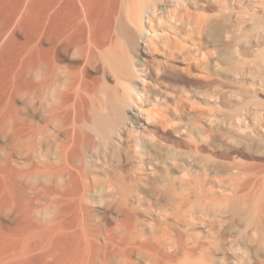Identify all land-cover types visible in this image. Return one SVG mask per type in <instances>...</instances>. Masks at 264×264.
Returning a JSON list of instances; mask_svg holds the SVG:
<instances>
[{
    "label": "rangeland",
    "instance_id": "obj_1",
    "mask_svg": "<svg viewBox=\"0 0 264 264\" xmlns=\"http://www.w3.org/2000/svg\"><path fill=\"white\" fill-rule=\"evenodd\" d=\"M26 2L0 0V264H264V0L171 3L157 21L189 45L148 55L128 19L141 0ZM135 55L139 127L117 122ZM74 81L99 102L62 107Z\"/></svg>",
    "mask_w": 264,
    "mask_h": 264
},
{
    "label": "bare ground",
    "instance_id": "obj_2",
    "mask_svg": "<svg viewBox=\"0 0 264 264\" xmlns=\"http://www.w3.org/2000/svg\"><path fill=\"white\" fill-rule=\"evenodd\" d=\"M165 1L167 5L163 7H159L156 4V0H152V1L141 0L140 4L128 16L129 23L132 25L134 30L137 32L138 36L143 40L142 44L145 48L144 53L146 55L153 54L155 51L160 50L159 45L161 44H163L164 47L168 48L169 51L175 50V49L179 50L181 47L187 46L188 44V42H186L185 39H182V38L180 39L179 36H177L176 34H174V32L170 30L171 26L167 24H161L160 22L157 21V18H160L162 14V12L159 11L160 9L162 11L169 10V4L171 3H174L176 6H179V5L185 6L186 0H165ZM18 20L19 18L17 19L16 23L18 22ZM109 38L113 39V36H110ZM175 44H178L176 45L177 47H174ZM192 44L196 48L197 56L200 55L202 53V47L199 46L195 42H193ZM98 49H100L99 50L100 54L103 53L104 51L103 45L98 46ZM98 54L99 52L97 51H94L93 53V56L96 58V60L98 59ZM145 59H146L145 56L141 57L139 55H135L131 59L124 62L123 64L124 72H125V75L127 76V79L126 81L121 83L122 88L117 96V108H118L117 122L119 125L128 126V120L131 119V122L133 123L132 127L144 126L143 125L144 123L142 121H139V119L146 117V109L143 106V100H144L143 96H144V89L148 84L147 77L150 75V71L144 68ZM84 91H86V94H88V97H86V95L84 94ZM99 93L100 91L98 89H94L92 92L88 89L83 88L81 83H77V81H74L71 85H69L66 91L62 94V97H61L62 107L68 108L70 107V105L77 103V101L79 102L80 100H84L86 105L89 104V100L91 102L97 103L99 102V100L97 99V96ZM128 108H130L132 115H128V112H127ZM103 109L105 110V113H107L108 106H106L105 104V106H103ZM109 133H110L109 130H105L102 134H99L98 137L100 139H105V138L107 139ZM4 153H5V150H4ZM62 170L64 171L65 167L62 168ZM15 172L17 173L16 170ZM51 173H53V170H38V171L32 172L31 174L32 175L35 174L39 176H49ZM25 175H29V174L18 173L19 177H23ZM108 191L111 192L112 194L119 195L121 198H124L125 196L122 184L109 186ZM20 209L23 211H28L30 209V206H26L25 203H23ZM32 215L29 217V219L32 222H34L35 221L34 217H36L35 216L36 214L32 213ZM249 215L250 214H248V216ZM52 222L58 224L59 225L58 227L62 228L61 232L63 234H65L64 230H67L66 232H68L70 228L69 226L65 224V223H68V222H65V220H58L57 218H54ZM101 234L102 232L99 231V235ZM97 237H98V232L95 233L93 231L92 232L87 231L81 234V237L78 242L83 243V246L87 249L86 250L87 256H85L87 260L92 259V258L96 259L99 257L101 253V247L97 246V243L99 242ZM116 250L117 251L115 250L110 251L109 247L107 246L103 250L104 252L103 256L105 257V260L111 259L115 255L120 253L118 249Z\"/></svg>",
    "mask_w": 264,
    "mask_h": 264
}]
</instances>
